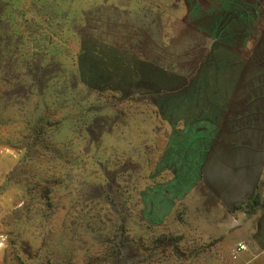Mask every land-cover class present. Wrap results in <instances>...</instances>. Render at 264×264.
Returning a JSON list of instances; mask_svg holds the SVG:
<instances>
[{
    "label": "rangeland",
    "instance_id": "obj_1",
    "mask_svg": "<svg viewBox=\"0 0 264 264\" xmlns=\"http://www.w3.org/2000/svg\"><path fill=\"white\" fill-rule=\"evenodd\" d=\"M0 264H264V0H0Z\"/></svg>",
    "mask_w": 264,
    "mask_h": 264
},
{
    "label": "built area",
    "instance_id": "obj_2",
    "mask_svg": "<svg viewBox=\"0 0 264 264\" xmlns=\"http://www.w3.org/2000/svg\"><path fill=\"white\" fill-rule=\"evenodd\" d=\"M246 250V244L239 242L231 248V256L233 259H237L242 252Z\"/></svg>",
    "mask_w": 264,
    "mask_h": 264
}]
</instances>
